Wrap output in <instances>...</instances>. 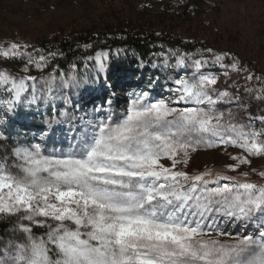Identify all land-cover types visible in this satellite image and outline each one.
<instances>
[{
    "label": "snow or ice",
    "instance_id": "1",
    "mask_svg": "<svg viewBox=\"0 0 264 264\" xmlns=\"http://www.w3.org/2000/svg\"><path fill=\"white\" fill-rule=\"evenodd\" d=\"M18 47L12 44L0 56L26 58L23 71L35 64L43 72L45 57L36 61ZM101 56L97 75L107 67ZM188 62L192 76L173 80L175 99L151 102L149 92H133L119 114L108 99L107 108L79 118L53 109L40 142L10 144L0 133V220L11 225L8 238H0V264H264V183L247 173L238 178L177 168L218 142L245 153L230 158L235 163L225 165L228 171L250 167L252 158L264 157V115L250 116L248 123L235 122L231 113L225 119L217 105L239 103L240 96L211 87L215 79L200 72L207 60L175 55V64L166 59L164 66L185 68ZM38 80L44 77L0 72V92L7 97L0 98V112L56 99L47 81L37 95ZM60 86L84 84L69 78ZM180 102L195 106H171ZM58 131L67 150L46 154L43 142ZM256 174L264 181V171ZM237 222L254 226V234L221 240L230 236L221 224Z\"/></svg>",
    "mask_w": 264,
    "mask_h": 264
},
{
    "label": "rangeland",
    "instance_id": "2",
    "mask_svg": "<svg viewBox=\"0 0 264 264\" xmlns=\"http://www.w3.org/2000/svg\"><path fill=\"white\" fill-rule=\"evenodd\" d=\"M203 1L204 6L200 10L189 6L187 10L189 14L182 19L178 16L182 8L178 7L183 6L185 0H0V50L17 44L19 45L17 52L30 53L36 61H39V58L35 52L34 41H50L67 22L75 20L82 29H91L95 27L97 21H100L97 19L98 13L102 14L106 21L113 22L116 21V17L123 18V15L128 14L124 12L128 10L134 12L141 22L152 18L159 20L157 22L160 25H168L167 28L161 27L166 41L176 40L184 43L193 40L198 45L191 53L180 48L171 49L165 44L160 45L161 57L152 60L158 67L153 73L123 71L120 67L124 65L126 57H120L118 54L108 57L106 52H95L88 67L81 69L82 71L70 69L66 70L65 75H56L53 69L50 72L51 76L44 75V80H38L35 84L39 96V89L44 86V81H47L56 99L48 103L38 99L31 106L21 105L17 109L18 112L16 110L14 113L0 112V133H4L10 144H15L17 141L25 144L40 142V129L44 127V121L54 114L53 109L55 113L67 111L70 115L79 118L82 115H91L94 107L107 108L108 99L113 100L112 108L119 114L125 110L133 92H149L151 102L175 99L170 90L179 86L174 84L173 80L187 79L193 72L191 62H188L189 66L185 68H166L165 60L175 64V55L209 61L200 72L215 79L216 83L211 87L216 91H223L224 86H230L232 81L227 78L233 76H229L230 68L241 69L247 61L254 69L252 75H256L259 71L264 72V0H245L244 3L237 4L229 0ZM171 5L174 6V12L169 10ZM213 8L218 9L219 15ZM208 49H211V52L207 51ZM97 53L102 54L101 58L107 66L106 70L98 75L96 74ZM222 53L227 55L220 64L211 63L215 55ZM117 59L118 65H112V61ZM232 59L233 61L229 62ZM26 63V58L20 56L15 59L0 56V72H8L14 76L41 74L35 64L29 65L27 72L23 71ZM19 64H23L22 67ZM248 77L246 75V78ZM69 78L78 80L84 84V87L61 88V82ZM150 82L154 83L150 85ZM26 83L33 82L26 81ZM236 95L240 96L241 102L217 105V112L223 113L225 119L231 113L236 118L235 122L248 123L250 116L264 115V101L252 98L245 90L234 96ZM0 98H7L6 94L0 92ZM66 99L70 101V106L65 102ZM171 106L183 109L195 105L180 102ZM254 127L257 130L261 128L259 120L254 121ZM43 143L46 154L51 153L53 149L66 151L68 148V140L60 131ZM4 151L5 148L0 147V154ZM243 155L245 153L238 148L218 142L214 147L202 146L198 151L191 153L187 167L181 164L177 168L182 171L197 172L212 169L214 172L222 171L225 175L238 178H243L241 173H247L248 179L264 183L256 174L264 171V157L252 158L250 167L242 165L237 172L225 168V165L235 163L230 159L231 157ZM221 228L230 234L219 237L221 240H229L244 234L252 235L255 232L254 226L245 227L240 222L221 224ZM213 236L215 237V234ZM0 238L7 239L8 231Z\"/></svg>",
    "mask_w": 264,
    "mask_h": 264
},
{
    "label": "trees",
    "instance_id": "3",
    "mask_svg": "<svg viewBox=\"0 0 264 264\" xmlns=\"http://www.w3.org/2000/svg\"><path fill=\"white\" fill-rule=\"evenodd\" d=\"M229 1L237 4L244 3L245 0ZM189 6L200 10L204 6V1L185 0V4L178 7L179 9L182 8L178 16L185 19L189 14L187 11ZM169 8L170 12H174V6L171 5ZM213 10L219 15L218 9L213 8ZM124 13L128 14L123 15V18H120L121 16L116 17V21L113 22L106 21L104 16L98 13L97 19L100 21H97L98 23L91 29H82L78 22L73 20L67 22L59 32L53 35L50 41H34L38 58L44 56V63H46L43 72L34 76L48 75L47 77H49L53 69H55L56 75H65L66 70L70 69L83 70L86 66L88 67L95 52H106L108 57H113L115 54L126 57L124 65L120 67L123 71L153 73L158 70V67H153L152 60L161 57L160 45L165 44L171 49L180 48L182 51L190 53L198 47L193 40L184 43L176 40L166 41L162 35V28H167L168 25H160L157 22L159 20L151 18L146 22H141L136 18L134 12L128 10ZM100 22L102 24H99ZM146 23H150V25L147 26ZM15 42L18 41L15 40ZM232 61L233 59L229 62ZM118 63V59L112 61V65H118ZM249 63L247 61V64L243 65L241 69L232 70L230 68L229 76H233L226 77L230 78L232 82L229 87L224 86L223 91L227 90L234 96L236 93L245 90L252 98L264 101V72L259 71L256 75H252L254 69ZM23 64H19V66L22 67ZM16 75L20 76L19 74ZM246 75L248 78H246ZM67 105L70 106L71 103ZM18 108L20 106L16 110ZM187 172L189 174L198 173L197 171ZM10 227L11 225L7 221L0 220V236L5 234Z\"/></svg>",
    "mask_w": 264,
    "mask_h": 264
}]
</instances>
